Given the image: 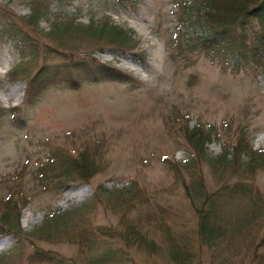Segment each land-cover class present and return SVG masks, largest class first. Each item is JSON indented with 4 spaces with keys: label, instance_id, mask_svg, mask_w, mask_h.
Listing matches in <instances>:
<instances>
[{
    "label": "rangeland",
    "instance_id": "rangeland-1",
    "mask_svg": "<svg viewBox=\"0 0 264 264\" xmlns=\"http://www.w3.org/2000/svg\"><path fill=\"white\" fill-rule=\"evenodd\" d=\"M191 5L192 0H0V210L12 188L22 193L20 222L10 220L18 224L16 233L0 239V257L9 253L0 262L176 264L171 234L190 250L188 264H264V245H259L264 164L247 179L202 156L191 170L183 164L196 155L186 142L185 125L198 123L211 132L206 147L211 158L242 131L254 150H264V52L236 69L195 50L193 36L207 27L192 18L184 21L182 10ZM34 9L37 25L28 21ZM62 21H112L131 41L123 45L79 34L65 35L61 46L47 31ZM11 25L33 44L32 56L8 34ZM231 28L242 32L251 49L250 41L264 26L241 16ZM27 55L28 77L42 63L63 67L77 61L79 70L105 65L130 79L88 76L75 85L64 77L26 105V82L14 84L9 74ZM57 149L93 158L97 171L88 184L43 186L33 177ZM100 185L109 192H131L102 194ZM199 190L217 204L211 213L217 212L213 220L220 229L210 242L198 235ZM9 209L13 215L12 204ZM50 212L68 214L59 238L31 233ZM128 226L141 239L127 237Z\"/></svg>",
    "mask_w": 264,
    "mask_h": 264
},
{
    "label": "trees",
    "instance_id": "trees-1",
    "mask_svg": "<svg viewBox=\"0 0 264 264\" xmlns=\"http://www.w3.org/2000/svg\"><path fill=\"white\" fill-rule=\"evenodd\" d=\"M183 15L187 19L192 18L196 24L207 27L206 33L195 37V39L193 38L191 42L195 50L202 51L208 57L217 56L231 64L235 61V66L238 67L239 63L244 60L257 59L264 52V28L250 41L251 49L246 47V39L242 36V32L236 33V30L231 28V24L241 16L247 19L254 18L264 26V0H192L191 7L184 6ZM38 19L39 10L34 9L33 13L28 17V21L31 24H37ZM6 30L12 33L13 36H17L20 33L19 30H16V26H10ZM47 34L48 37L61 46L64 45L63 37L65 35L68 36V39L79 34L89 35L98 40L123 45L131 41L129 33L120 26L113 24L112 21H91L88 24L62 21L52 24ZM257 36L259 37L258 39ZM17 39L22 41L23 45L24 43L27 45V38L19 36ZM29 44L32 45L30 42ZM33 49L34 46H31V50ZM26 58L27 60L29 59L28 56L24 57L21 63L17 64L10 72V76L13 79L26 80V104H29L33 97L48 84L61 81V79L64 80V77H69L74 84H78L81 77L85 74H91L94 78L106 74L115 75L117 78L121 77L116 74L117 71L105 65L91 68L83 66L79 70L77 61H70L63 67L62 65L42 63L36 72L28 77L29 71L25 61ZM210 136L211 132L200 124L192 128L185 125L186 142L196 154L195 157L185 164L190 166L189 170L201 160L199 157L202 156L210 165H217L223 169L231 170V173L239 178L247 179L264 164V151L254 150L250 141L245 138L243 131L237 135L232 144L226 145L222 152L213 158L209 157L206 152V145L211 141ZM47 161L35 172V177L38 174V176L42 175L45 179L54 178L59 182L68 180L88 181L97 171L96 164L85 152L80 153L78 156L67 157L59 150H54L50 153ZM200 188H203L202 184L199 185ZM14 193L17 194L5 201V207L0 213V226L3 227L0 233H7L9 231L6 228L18 226V224L12 225L10 222V220H15V222L19 220L18 201L20 198L19 196L17 197L19 192L15 189ZM197 195L203 199L201 205L195 208L198 215L199 239L202 242H210L213 231L220 229L217 226V222L213 220V217H217V212L215 214L211 213L215 210L217 204L214 197H209V194L203 190H199ZM258 201L260 199L258 197L255 198V202L257 203ZM11 204L14 207L13 215L9 211ZM257 208H260V206H257ZM65 219V215L47 217L33 233H37L40 238H43L46 234L56 239L67 226ZM132 233L136 234L137 232ZM169 236L174 242L170 250L171 259L176 264H188L191 259L190 250L184 244L177 242L171 234ZM139 238L141 239V237ZM259 245L260 247L264 245V236L262 244Z\"/></svg>",
    "mask_w": 264,
    "mask_h": 264
},
{
    "label": "bare ground",
    "instance_id": "bare-ground-1",
    "mask_svg": "<svg viewBox=\"0 0 264 264\" xmlns=\"http://www.w3.org/2000/svg\"><path fill=\"white\" fill-rule=\"evenodd\" d=\"M19 88H20V86H15V87H14L15 90H16V89H19Z\"/></svg>",
    "mask_w": 264,
    "mask_h": 264
}]
</instances>
